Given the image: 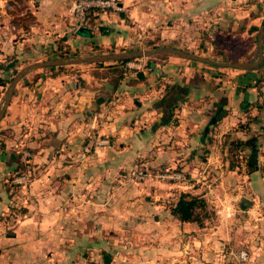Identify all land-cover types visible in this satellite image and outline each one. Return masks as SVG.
<instances>
[{"label": "crops", "instance_id": "0c3cea01", "mask_svg": "<svg viewBox=\"0 0 264 264\" xmlns=\"http://www.w3.org/2000/svg\"><path fill=\"white\" fill-rule=\"evenodd\" d=\"M28 1L33 3L32 9L17 13L19 17L31 14L30 23L22 25L12 22L15 14L5 6L8 0H0V64L4 65L0 67V77L4 79L11 72L6 65L17 67L22 63L56 59L59 44L68 51L74 50L72 53L85 50L93 56L99 47L126 40L129 44L140 42L142 48L159 47V39L150 43L148 38L160 32V41L171 42L167 47H182L175 44L180 39H202L209 48L213 44L211 33L235 30L241 31L242 36L258 33L264 17V0H124L123 11L99 14L87 26L77 27L69 11L73 0ZM24 3L28 6L29 2ZM200 32L204 38L199 37ZM161 58L154 61L152 69L145 66L140 71H126L116 77L107 71L109 68L95 67L90 83H85L83 76L70 77L68 69L57 68H44L36 73L34 80L18 87L21 78L1 117L0 128L11 130L15 126L19 130L15 135L22 137L20 143H33L39 156L46 154L43 148L49 144L78 142L90 131L93 123L90 118L95 114L99 122L97 131L111 142L100 150L108 156L103 160L104 171L130 167L135 161L184 171L193 187L164 184L167 195H172L173 190L190 193L198 190L193 180L196 176L203 175V179L211 174L212 179L219 181L221 175L241 174L224 171L218 154L227 153L224 143L228 136L240 140L254 136L257 158L264 152V61L257 69L245 72L203 67L175 55ZM106 73L111 75L109 79L103 76ZM220 112L221 118L212 125V119ZM30 120H34L30 123L34 127L23 128L22 124ZM221 127L226 129L220 132ZM218 133L225 134V139H220ZM44 137L49 141L42 140ZM9 139L1 138L3 142ZM243 150L251 153L250 148ZM14 157L10 153L9 160ZM219 160L222 163L218 166ZM68 171L75 176L72 169ZM82 172L89 175L85 169ZM83 173L80 175L84 176ZM242 180L245 197L241 205L250 217L264 201V174L257 166L243 172ZM158 192L159 189H154L155 196ZM236 202L237 196H232L226 204L233 206ZM39 222V217H26L16 236L13 233L10 237L22 240L31 238L29 234L38 235ZM181 223L192 226L195 222ZM33 228L35 231L29 232ZM24 245L27 249V244Z\"/></svg>", "mask_w": 264, "mask_h": 264}, {"label": "rangeland", "instance_id": "374dc122", "mask_svg": "<svg viewBox=\"0 0 264 264\" xmlns=\"http://www.w3.org/2000/svg\"><path fill=\"white\" fill-rule=\"evenodd\" d=\"M24 2H29V7ZM32 5L28 0H8L5 4L15 14L12 22L22 25L30 23L31 14L30 17H19L17 13L25 8L32 9ZM242 34L238 30L211 33L213 44L209 48L204 46L207 42L202 39H180L175 44L182 47L174 48L217 62H254L258 57L257 31L250 35ZM199 37L204 38L201 32ZM148 39L150 43L159 39V47L156 48L171 44L160 41V32ZM128 42L126 40L118 45L113 42L106 48H97L95 52L111 54L154 49V46L142 48L140 42ZM263 45L264 40L262 61ZM72 51H68L70 58L89 56L85 50ZM162 55L166 54L153 55V60L160 61ZM128 61L139 63L141 68L136 71H140L149 60L148 57H141ZM189 61L193 63L194 60ZM32 63L19 64L16 71ZM113 63L108 61L102 66L109 68L107 71H112L111 75L115 77L120 70L123 74L134 71L125 69L124 63ZM196 63L216 70L235 69ZM94 65H67L62 69H68L70 77L83 76V81L90 83L92 69L99 67ZM114 65L120 67L114 68ZM42 69L27 72L25 79L29 78L26 81L34 80L36 73ZM13 71L5 78L8 81L6 86L0 87V106L10 79L15 75ZM111 75L106 73L103 76L109 79ZM23 84L22 79L17 83L18 87ZM90 120L93 122L90 131L85 132L78 142L49 144L43 148L46 154L39 156V150L35 151L33 143H20L22 137L15 135L19 133L15 126L11 130L0 128V264H106L105 255L110 258L107 264H264V201L250 217L241 205L245 197L242 173L252 169L253 165L248 164V153L243 147L234 149L233 145L229 146L234 137L229 136L224 143L227 153L218 156L224 163V171L241 174L221 175L219 181L212 179L211 174L203 179V175L193 177L199 186L193 194L204 199L205 208L200 209L202 225L194 223L189 226L187 223L182 225V221L171 216L170 207L177 201L180 190H173L172 195L165 194L168 189L164 184L169 181L159 175L167 168L135 161L130 167L104 171L103 160L108 156L101 152L111 142L109 137L97 131L98 116L93 114ZM32 121L22 124L23 128L34 127L30 124ZM219 129L221 132L226 128ZM8 137V142L1 140ZM96 137L106 138L108 144L89 146L90 139ZM218 137L225 139V134L218 133ZM44 138L42 140L49 141L48 137ZM10 153L15 155L12 160H9ZM222 161L217 162L218 166ZM257 165L264 170V152L257 158ZM68 169H72L75 176ZM84 169L89 175L82 172ZM139 171L144 173L143 179L136 177ZM173 182L194 185L189 184L187 176L182 181ZM154 189H159L157 196ZM232 196H237L233 206L232 203L226 204ZM167 212L171 215L167 216ZM29 216L40 218L38 235L29 234L31 238L22 240L11 238L10 235H15L20 230V223ZM32 231H35L34 228L29 232ZM24 244H27V249Z\"/></svg>", "mask_w": 264, "mask_h": 264}, {"label": "water", "instance_id": "95a60500", "mask_svg": "<svg viewBox=\"0 0 264 264\" xmlns=\"http://www.w3.org/2000/svg\"><path fill=\"white\" fill-rule=\"evenodd\" d=\"M264 40V17L261 20V23L259 25L258 33H257V51H258V57L256 61L254 62H236V63H230V62H217L213 61L209 58H205L202 56H198L192 53H189L185 50L174 48V47H161L153 50H136L129 53H111V54H100V55H93V56H86V57H74V58H65V57H59L52 60H45L33 64L26 65L22 69H20L14 77L11 79L10 83L8 84L5 95L3 98V103L0 106V119L3 116V113L10 101L12 92L15 88L16 83L29 71L33 69H39L44 68L47 66H55V65H66V64H77V63H94V62H108L111 60H121V59H133V58H141V57H150L153 54L157 53H172L174 55H178L179 57H182L187 60H194L199 61L203 63L213 64L221 67H229V68H235L239 70H246L250 68H254L258 66L262 59H263V49L262 44ZM214 121V118L211 122Z\"/></svg>", "mask_w": 264, "mask_h": 264}, {"label": "trees", "instance_id": "16d2710c", "mask_svg": "<svg viewBox=\"0 0 264 264\" xmlns=\"http://www.w3.org/2000/svg\"><path fill=\"white\" fill-rule=\"evenodd\" d=\"M97 16L98 15H93V14L90 13L89 20L92 17L96 18ZM253 30H256V29H253ZM153 48L157 49L156 46H154ZM55 52H56L57 58H59V57L69 58L68 57V50L62 44L58 45V47L56 48ZM157 54H166V55H173L174 56V54H172V53H157ZM153 55H155V54H153ZM153 55L148 57L149 61L146 64V67H148L150 69H152L154 67V60H153V57H152ZM175 56H178V55H175ZM128 60H130V59L111 60V61L114 62L113 64H116V63L123 64V63H125ZM104 63L105 62H94V64H96L98 66H102ZM201 63H203V62H201ZM206 64H208V63H206ZM67 65H71V64L47 66V67H44V68L45 69H54V68L62 69L63 67H65ZM208 65L217 67V65H213V64H208ZM3 66L4 65L0 64V67H3ZM258 66L254 67V68L246 69V70H243V71H245V72L251 71L253 69H257ZM6 67H10L11 71L14 70L13 71L14 74H16L18 72V71H16V67L14 65H10L9 64V65H6ZM118 72L120 74V73H122V70H120ZM138 77H142V74L138 73ZM10 81H11V79H10ZM22 81H23L24 84H28V81H26L25 76L22 77ZM7 82L8 81L6 79L0 77V87L1 86L5 87ZM222 114H223L222 112L217 114L214 117V121L211 124L212 125L216 124V122L219 120V118H221ZM255 140H256L255 137L251 136V137H249L246 140H240V139L230 140L228 144H229V146L233 145L234 149H236L238 146H241L243 148H250L251 149V153L248 154V161H247L248 164L253 165V168L258 166L259 169L261 170V172L264 174L263 168H261L259 165H257V155L255 154V148H256L257 145H256V141ZM228 152H229V150H228ZM167 170H178V169L167 168ZM179 171H182V170H179ZM185 175H186V173H185ZM169 183H175V182L169 181ZM204 208H205L204 199L194 195L193 193L185 192V191H180L177 201L175 202V204L173 206L170 207L172 216L176 217L178 220H180V221H188V222H195V223H197L200 226L202 225V220H201V215H200L201 214V210L200 209H204ZM109 259L110 258L108 256H106V255L104 256V261H105L106 264L108 263Z\"/></svg>", "mask_w": 264, "mask_h": 264}, {"label": "built area", "instance_id": "2783aa9c", "mask_svg": "<svg viewBox=\"0 0 264 264\" xmlns=\"http://www.w3.org/2000/svg\"><path fill=\"white\" fill-rule=\"evenodd\" d=\"M71 16L76 23L77 27H85L89 24V15H99L102 13L115 12L119 13L123 11V6L120 0H74L69 7ZM124 68L127 70H139L141 68L139 63L126 61ZM108 144V140L104 137H96L90 139L88 145L104 146ZM138 179L145 177L142 171H139L136 175ZM160 178L168 181H182L186 178L183 171L179 170H167L159 175Z\"/></svg>", "mask_w": 264, "mask_h": 264}]
</instances>
